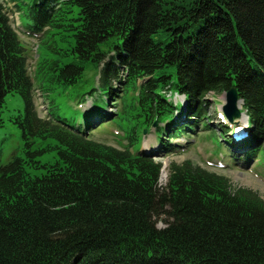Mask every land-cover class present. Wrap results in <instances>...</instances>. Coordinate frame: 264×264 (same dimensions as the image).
<instances>
[{
	"label": "trees",
	"instance_id": "trees-1",
	"mask_svg": "<svg viewBox=\"0 0 264 264\" xmlns=\"http://www.w3.org/2000/svg\"><path fill=\"white\" fill-rule=\"evenodd\" d=\"M25 16L21 30L32 36L71 22L76 62L52 63L56 80L76 84L85 64L96 72L79 115L49 105L41 118L25 50L0 1V115L9 94L22 99L15 123L29 159L0 167V264H264L257 193L190 161L171 163L163 186L154 160L203 129L244 151L245 162L262 156L264 166V0H32ZM231 87L247 117L239 143L227 124L213 128L205 116V96ZM128 89L147 117L146 135L155 132V152L142 149V130L124 149L90 138ZM37 141L55 143L53 162L34 160L46 150L32 151Z\"/></svg>",
	"mask_w": 264,
	"mask_h": 264
},
{
	"label": "rangeland",
	"instance_id": "rangeland-1",
	"mask_svg": "<svg viewBox=\"0 0 264 264\" xmlns=\"http://www.w3.org/2000/svg\"><path fill=\"white\" fill-rule=\"evenodd\" d=\"M5 6L6 12L10 17L15 29H17L18 38L25 50L27 57L28 75L33 81L35 91V103L38 114L41 118L47 116V108L49 105L53 107V113L64 114L66 116L79 115L77 102L81 100L82 94L91 87V81L96 70L91 64L83 65L82 76L74 85H63L56 80V72L51 71L55 63L56 69L66 64L76 62L71 54L73 45L71 28L67 29L71 22H62L65 26L53 28L45 32L44 35H28L22 32L21 28L26 27L29 23L25 16L27 5L32 0H0ZM18 25L20 27H18ZM18 27V28H17ZM118 95L109 106L103 110L107 113L108 118L103 122L96 123L90 130V138L94 141L103 143L117 149L127 147L126 137L133 135L138 137L146 131L148 120L143 111H140L134 98V92L130 89L123 98ZM206 100V120L209 121L213 128L220 124H228L229 121L235 120L233 117L229 119L222 112L225 105V93H209L205 96ZM173 103H184L182 96H172ZM91 107V100L85 105L84 111ZM239 109V108H238ZM24 104L17 94H9L4 101L2 113L0 115L3 123L0 126V167L6 165L13 157L17 156L26 161L29 160L23 151V141L21 131L16 125V116L23 114ZM240 119L243 130H246L247 117L245 113L239 109ZM223 122V123H222ZM235 125V124H234ZM237 125V124H236ZM141 146L143 150L155 152L158 143L156 141L155 132L142 137L140 136ZM173 143L181 146L172 154L159 153L154 157L156 162L161 163L162 172L159 184L166 183V175L168 166L171 163L177 165L185 161H190L194 165L227 177L234 189H246L257 193L264 201V166L262 156L257 155L249 162L243 159L244 151L228 149L227 144L217 135L214 130H201L191 138L181 137ZM54 142L37 141L32 146V151L42 149L45 152L35 157L34 160L39 164L51 163L55 159ZM47 145H51L47 148ZM264 150V142L261 144ZM233 156V160H231ZM259 156V157H258ZM230 157V158H229ZM38 165V164H37ZM30 166V167H29ZM31 162L26 165L28 172L38 174L39 171L33 168Z\"/></svg>",
	"mask_w": 264,
	"mask_h": 264
},
{
	"label": "water",
	"instance_id": "water-1",
	"mask_svg": "<svg viewBox=\"0 0 264 264\" xmlns=\"http://www.w3.org/2000/svg\"><path fill=\"white\" fill-rule=\"evenodd\" d=\"M239 103L240 100L238 99L236 89L235 87H231L225 93V105L223 106V110H222L223 114L227 116L229 119H232L233 117L238 118L240 116L238 109ZM145 133L146 131H144V134Z\"/></svg>",
	"mask_w": 264,
	"mask_h": 264
},
{
	"label": "bare ground",
	"instance_id": "bare-ground-1",
	"mask_svg": "<svg viewBox=\"0 0 264 264\" xmlns=\"http://www.w3.org/2000/svg\"><path fill=\"white\" fill-rule=\"evenodd\" d=\"M241 118V117H240ZM240 118H238V119H240ZM236 120V119H235ZM235 120H231V121H229L228 122V126L229 127H233V126H235L236 124L238 125V126H241V124H242V122L239 120L237 123H233V121H235ZM235 124V125H234ZM163 169V168H162ZM162 169H161V172H162ZM160 176H161V174H160ZM166 177H167V175H166Z\"/></svg>",
	"mask_w": 264,
	"mask_h": 264
}]
</instances>
